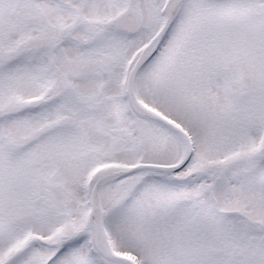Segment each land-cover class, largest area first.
<instances>
[{
	"label": "snow or ice",
	"instance_id": "6c2138e0",
	"mask_svg": "<svg viewBox=\"0 0 264 264\" xmlns=\"http://www.w3.org/2000/svg\"><path fill=\"white\" fill-rule=\"evenodd\" d=\"M0 264H264V0H0Z\"/></svg>",
	"mask_w": 264,
	"mask_h": 264
}]
</instances>
